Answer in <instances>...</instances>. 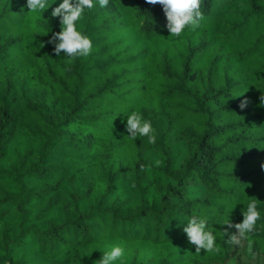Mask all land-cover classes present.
Here are the masks:
<instances>
[{
    "label": "trees",
    "instance_id": "obj_1",
    "mask_svg": "<svg viewBox=\"0 0 264 264\" xmlns=\"http://www.w3.org/2000/svg\"><path fill=\"white\" fill-rule=\"evenodd\" d=\"M60 2L0 0V264H93L113 246V264H264V0H202L179 37L160 5L93 0L76 22L92 51L74 59L48 43ZM132 111L155 144L127 136ZM252 198L254 257L223 233ZM193 215L218 254H195Z\"/></svg>",
    "mask_w": 264,
    "mask_h": 264
},
{
    "label": "clouds",
    "instance_id": "obj_2",
    "mask_svg": "<svg viewBox=\"0 0 264 264\" xmlns=\"http://www.w3.org/2000/svg\"><path fill=\"white\" fill-rule=\"evenodd\" d=\"M99 6L105 8L109 0H98ZM147 4L160 5L166 17V25L169 36L179 37L186 27L193 31L200 26V21L204 18L201 11L202 0H146ZM26 7L28 12L35 13L44 11L51 7L48 0H27ZM94 7L93 0H62L59 5L52 9L51 16L60 19L61 30L52 34L48 43L53 45V52L56 56L61 53L70 59L76 57H86L92 51L91 39L77 30L76 22L81 19L85 9ZM43 47V44H42ZM261 105H264V91L259 96ZM248 105V100H241L239 107L244 109ZM125 129L131 139L137 137H147L149 144L156 143L155 129L150 120L144 119L139 112L132 111L127 115ZM264 168V164L261 165ZM135 187V185H133ZM243 219L239 223L226 221L227 227L223 230L224 236L228 239L225 243L243 247V242L247 241V252L250 256H256L253 250V240L250 234L256 229V222L260 219V213L257 210V199L252 198L246 205V210H242ZM236 229L235 232H229V229ZM188 242L195 246V254L199 255L201 250L209 253L218 254L221 248L216 243L214 230L207 227L206 219L193 215L183 228ZM124 249L120 246H113L109 251L103 252L100 259L93 261V264H113L114 261L121 258Z\"/></svg>",
    "mask_w": 264,
    "mask_h": 264
},
{
    "label": "rangeland",
    "instance_id": "obj_3",
    "mask_svg": "<svg viewBox=\"0 0 264 264\" xmlns=\"http://www.w3.org/2000/svg\"><path fill=\"white\" fill-rule=\"evenodd\" d=\"M5 209L12 210V204L7 205Z\"/></svg>",
    "mask_w": 264,
    "mask_h": 264
}]
</instances>
